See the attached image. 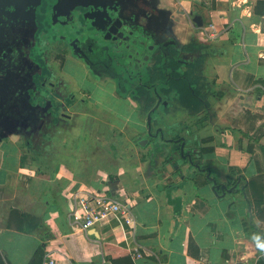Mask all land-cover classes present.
I'll use <instances>...</instances> for the list:
<instances>
[{
  "label": "crops",
  "instance_id": "1",
  "mask_svg": "<svg viewBox=\"0 0 264 264\" xmlns=\"http://www.w3.org/2000/svg\"><path fill=\"white\" fill-rule=\"evenodd\" d=\"M157 8L170 13L163 26L180 45L204 54L195 62L201 59L202 84L211 83L202 91L207 107L191 113L181 105L191 120L178 121L188 127L186 146L196 137L202 169L179 153L165 165L154 157L153 141L141 145L148 127L128 99L115 97L112 113L100 111L116 124L67 130L55 142L59 150L54 144L40 159H27L15 134L0 145L1 264H30L41 250L56 264H113L115 247L133 264H260L264 258V192L261 199L249 188L252 179H264V0H158ZM191 12L202 18L201 27ZM96 100L105 105L109 98L101 93ZM77 193L109 195L127 205L133 221L118 213L83 231L69 200ZM134 247L141 258H132Z\"/></svg>",
  "mask_w": 264,
  "mask_h": 264
},
{
  "label": "flooded vegetation",
  "instance_id": "2",
  "mask_svg": "<svg viewBox=\"0 0 264 264\" xmlns=\"http://www.w3.org/2000/svg\"><path fill=\"white\" fill-rule=\"evenodd\" d=\"M115 1L0 0V140L12 133L0 145L15 133H22L26 138L19 139L26 152L40 159L39 147L50 140L52 131L57 140L58 135L63 137L82 122L108 129L116 121L103 119L100 111L109 108V113L113 112L115 105L110 100L128 99L142 111L147 93H151L149 87L157 88V97H161L153 104H159L154 118L161 117V122L153 119V135L162 129L174 131V140L183 136L178 124L181 117H177L181 110L178 92L167 93L168 85L180 78L170 69L179 72L204 54L183 50L176 36L169 35L171 29L161 27L159 19L150 25L147 0H118L124 8ZM89 5L97 8L95 12L100 11L99 6L109 13L122 11L128 17L126 31L124 25L118 29L120 24L102 20L98 25L114 26L110 33L87 26L84 15L86 19L94 15ZM110 15L116 17L113 12ZM119 32L123 34L119 36ZM105 35L111 40L105 41ZM115 38L118 41H113ZM132 41L140 46L135 48ZM76 81L82 83L81 88H76ZM101 93L109 98L105 105L96 100ZM45 131L51 132L41 139ZM171 145L178 148V144ZM194 150L197 154L198 150L191 148L197 159Z\"/></svg>",
  "mask_w": 264,
  "mask_h": 264
},
{
  "label": "water",
  "instance_id": "3",
  "mask_svg": "<svg viewBox=\"0 0 264 264\" xmlns=\"http://www.w3.org/2000/svg\"><path fill=\"white\" fill-rule=\"evenodd\" d=\"M4 1H8V0H4ZM137 1L140 2V0H137ZM115 2H117V5L119 7L124 8L123 5H121L122 1H118L117 0ZM144 3L149 6V10H150L149 14H151V17H149L150 25H151L152 22H154V24H155V21L157 22V20L159 19L162 22L161 23V27L163 25L165 26L166 25V20H168V14H170V13H168L166 10H159L157 8L158 0H147V2H144ZM89 6L92 7V11H93L92 13L94 15H92L90 17H87V19H86V16L84 15V19L86 20V25L87 26H89L90 28L96 29L98 31H102V32H104L106 34L110 33V31L113 30L112 28L114 26L112 28H109L110 25L109 26L108 25H106V26L105 25H102V26L98 25L99 24V20H102V21L108 22L109 24H120L118 26V29L122 25H124L123 29L126 31L128 17H125L123 15L122 11H120V10L110 11V13L113 12V14L116 15V17H114V16L110 15L108 9H103L101 6H99L100 11L98 10L99 12H95V8L96 7H94L92 5H89ZM86 7H88V6H86ZM155 15H158V16H155ZM190 15L193 16V22H194L195 26L201 27L203 25L202 18L199 15L194 14V12H191ZM87 20H89L88 23H87ZM98 27H100V28H98ZM122 34H123L122 32H119V36H121ZM169 35L170 36L173 35L172 30H170ZM104 40L106 41V40H111V39L107 38L106 35H105ZM176 40H177L178 44L180 45V42L178 41V39H176ZM113 41H118V38H115ZM166 42H169V41H166ZM170 43L172 44V43H174V41L170 42ZM139 44L140 43H135L134 41L131 42V45H133L135 48L139 47L140 46ZM120 46H121V44H120ZM181 47H182L183 50L187 49L182 44H181ZM139 54H140V52H136L135 56L137 58H140ZM147 59L148 58H146V60ZM195 63L196 62H194L191 65H187L185 68L182 67V69H180L179 72L176 71L175 73L172 71V69H170L171 67L167 65V67H170L169 69H170L172 75L173 76H179V78H180V81L177 82V83L171 82V84H169V85L167 84L168 85V92H167L168 94L169 93H173L175 91L178 92L177 94L179 95L178 99H179L180 106H181V100H182V97H183L182 86H183L184 81L188 80V78L186 77L185 72L189 71V70H194ZM194 72L196 73V71H194ZM197 77H198V75L197 74L194 75V73H193L191 78L193 79V78H197ZM154 78L157 81L159 80V78L157 76L154 77ZM188 84H189V88L193 91V87H192V85L190 84L189 81H188ZM155 86L157 87V85H155ZM148 91H151V93L150 94L147 93V99L145 101L146 103L143 106V110L144 111L146 110V112L148 111L149 108H151L153 106V104L155 102V98H157V99H159V101H161V97L160 96L157 97V95H158L157 88L149 87ZM152 92H153V94H152ZM146 106H148V109H147ZM158 107H159V104H157L156 106H153L151 108L150 112L147 115L148 135L150 136L151 140H153L154 145H155L153 147L154 157L157 158L156 156H160V157L164 158V162L163 163L165 165L166 164L168 165L170 163L169 162L170 157L176 156V154L179 153L180 157L183 160L187 159L192 167H196L198 170H201L202 167L195 162V159L192 156V153H191L192 145H191V143H188V144L191 145V148L189 146H186L187 139L184 136L180 137L178 140H174V137H175L174 136V133H175L174 131H172V132L169 131V132H171V135L170 134L166 135V133H165L166 131H163L162 129L158 130L153 135V132H154L153 126H152L153 119H154L155 122H161V117L160 118H156V119L154 118V115L156 114V110H157ZM1 118H3V114H0V119ZM163 121H164V119H162V122ZM8 134L11 135L12 133H8ZM8 136L3 137L0 141H2L3 139L7 138ZM151 140L149 138H147L144 141L141 140L140 144L144 146L145 144L149 143ZM160 141H161V145L159 146ZM170 144H178V148H175V147L172 148L171 147L172 145H170ZM193 153H195V150L193 151ZM167 167H169V166H167ZM209 179L213 180V183L216 185V181L214 179H212L211 177H209Z\"/></svg>",
  "mask_w": 264,
  "mask_h": 264
},
{
  "label": "built area",
  "instance_id": "4",
  "mask_svg": "<svg viewBox=\"0 0 264 264\" xmlns=\"http://www.w3.org/2000/svg\"><path fill=\"white\" fill-rule=\"evenodd\" d=\"M70 199L74 207L72 212L73 222L83 231L94 228L109 216L118 213L125 215L128 223L133 221L132 217L129 215L127 205L114 200L109 195L93 193L84 195L77 193L70 196L69 200ZM131 256L133 259L141 258L142 254L140 249L138 247L132 248ZM43 264H56V259L45 258Z\"/></svg>",
  "mask_w": 264,
  "mask_h": 264
},
{
  "label": "trees",
  "instance_id": "5",
  "mask_svg": "<svg viewBox=\"0 0 264 264\" xmlns=\"http://www.w3.org/2000/svg\"><path fill=\"white\" fill-rule=\"evenodd\" d=\"M200 62H201V59L194 65V70H189V71H186L185 72L186 77L188 78V80L187 81H184L183 86H182L183 97H182V100H181V105L183 107L187 108L188 110H190L191 113H196L195 111H198V108L199 107H201V108L202 107H204V108L207 107V104H206V101H205V97L202 96V91H204L205 89H207V86L205 84H202V82H201L202 78L201 77H197V78H193V79L191 78L192 75H193V73H194V75L196 74L194 71H196L197 65ZM188 81L192 85L193 91L189 88ZM200 86H202V87H200ZM196 106H198V107L197 108H193V107H196ZM146 107L148 109V106H146ZM186 128H188V127H186L184 125L183 131ZM147 138H149L151 140V138H150L149 135H147ZM151 141H153V140H151ZM29 142H32V141H28V143ZM259 149L262 150V151H264V148L263 147H260ZM58 184H62V183L58 182ZM249 188H250V190H252V193L254 192L253 193V196L254 197L260 195L261 196V199H262L263 192H264V179L263 178L252 179L251 181H249ZM57 198H58V195L54 198V201L57 202V200H55ZM24 218H27V217H24ZM20 221H21V223L25 222V220H23V219L20 220ZM25 226L22 224V226L20 227V229L22 231H25V229L23 227L27 228L28 230L31 228L32 225H30V218H28L26 220V225ZM112 250H113V255H116V254L118 255L117 258L112 259L113 264H133L130 256L127 254L126 251H123V250H121L119 248H116V247L115 248H112ZM43 255H44L43 254V251L41 250L40 252H38L35 255L34 259L32 260V262L30 264H35V262L38 259L41 262V264H43V261H44ZM1 263H2V261L0 260V264ZM260 264H264V258L262 260H260Z\"/></svg>",
  "mask_w": 264,
  "mask_h": 264
},
{
  "label": "rangeland",
  "instance_id": "6",
  "mask_svg": "<svg viewBox=\"0 0 264 264\" xmlns=\"http://www.w3.org/2000/svg\"><path fill=\"white\" fill-rule=\"evenodd\" d=\"M43 38V36H41V42H42V39ZM179 41V40H178ZM36 54H37V52H35ZM39 54V53H38ZM39 57H40V55H39ZM67 78L68 77H65V80H67ZM211 85V83L210 84H207L206 86H207V88H209V86ZM82 87V83L80 82V81H76V88H81ZM200 87H202V86H200ZM200 98V97H199ZM234 106H236V104L234 103ZM183 108H181V110H180V113L178 114V118H184L187 122H189V120H191V114L190 113H188V111H186V110H182ZM136 112L138 113V115H139V117H140V119L142 120V122L145 120V119H147V118H145V116H146V114L145 113H142L141 112V110L140 109H138V110H136ZM140 113V114H139ZM190 114V115H189ZM187 116L189 117L188 119H186L187 118ZM164 122H166V121H164ZM118 123L120 124V122L118 121ZM167 127H168V125L167 124H165ZM188 125H190V124H188ZM89 128V129H91V130H93V129H98V127H96L95 128V125H87L86 123H84V122H82V123H80V125H78L77 127H74V128H79L80 130L82 129L83 130V133H88V132H90V130L89 129H87V128ZM183 127H184V124H181L180 125V132H182L183 131ZM67 129H69V127H67ZM104 129V128H103ZM107 130V129H106ZM105 130V131H106ZM100 131H104V130H100ZM49 133V132H51V131H45V133H41V139H43V136L46 134V133ZM172 132V131H171ZM171 132H169V131H166L165 133H166V135H171ZM194 132V131H193ZM47 133V134H48ZM174 133V132H173ZM195 133V132H194ZM194 133H193V137H192V139L195 137L194 136ZM17 136H14L15 138H18V137H22V140L23 139H25L26 138V136L24 135V134H19V133H15ZM44 134V135H43ZM49 135H52L51 136V138H50V140L49 141H51L50 143H49V141H43L42 142V145L39 147V148H41L40 149V151L38 152L39 154L38 155H45L46 153H47V151H48V148L50 147V145L52 146V145H54L55 144V142L56 141H58V142H60V140H61V136H59L58 135V138L59 139H57V140H54V138H55V131H52ZM53 138V139H52ZM65 138H67V139H71L72 137L70 136V135H66V137ZM147 139V137H145V139H143V141L144 140H146ZM194 140H195V142H196V137L194 138ZM194 140H191V145H192V148L194 147V146H196L195 145V142H193ZM56 145V144H55ZM59 145L60 144H58V145H56L57 146V150H59ZM42 150V151H41ZM24 151H26V150H24ZM25 154H27V153H29V152H24ZM27 157H31V158H33L32 156H31V154L29 153L28 154V156H26V158ZM28 159V158H27Z\"/></svg>",
  "mask_w": 264,
  "mask_h": 264
}]
</instances>
